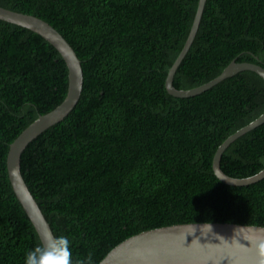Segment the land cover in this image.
I'll list each match as a JSON object with an SVG mask.
<instances>
[{"label":"trees","instance_id":"obj_1","mask_svg":"<svg viewBox=\"0 0 264 264\" xmlns=\"http://www.w3.org/2000/svg\"><path fill=\"white\" fill-rule=\"evenodd\" d=\"M198 0H0L41 17L80 58L72 109L26 145L20 171L73 264H97L127 236L192 221L264 225V177L227 184L213 172L217 146L264 110V79L244 69L191 96L170 94L168 69ZM264 67V0H206L173 76L202 84L232 60ZM60 52L37 32L0 18V264H25L43 246L7 174L9 143L67 92ZM221 169L264 167V122L234 139Z\"/></svg>","mask_w":264,"mask_h":264},{"label":"water","instance_id":"obj_2","mask_svg":"<svg viewBox=\"0 0 264 264\" xmlns=\"http://www.w3.org/2000/svg\"><path fill=\"white\" fill-rule=\"evenodd\" d=\"M206 0H198L195 14L178 55L165 77L166 90L185 97L200 93L225 77L244 69L257 72L264 79V67L252 61L232 59L212 79L190 87L177 88L173 76L181 59L191 45L199 26ZM0 18L27 27L60 52L68 69L67 92L63 100L45 113L39 114L9 143L6 155L7 174L11 186L33 224L42 245L55 237L49 222L27 187L20 171V156L26 145L50 125L60 121L77 102L83 84L81 61L72 45L48 21L39 16L0 5ZM264 122V110L253 120L229 134L216 148L212 157L214 174L221 181L244 185L264 177V167L254 174L237 177L224 172L220 158L224 149L241 134ZM264 240V225L228 221H192L172 223L144 229L110 248L97 264H259L257 245Z\"/></svg>","mask_w":264,"mask_h":264},{"label":"clouds","instance_id":"obj_3","mask_svg":"<svg viewBox=\"0 0 264 264\" xmlns=\"http://www.w3.org/2000/svg\"><path fill=\"white\" fill-rule=\"evenodd\" d=\"M257 250L259 264H264V240L257 245ZM25 264H73L69 239L66 236L48 238L43 246L26 253Z\"/></svg>","mask_w":264,"mask_h":264}]
</instances>
